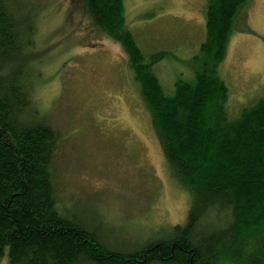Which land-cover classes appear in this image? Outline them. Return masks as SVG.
Instances as JSON below:
<instances>
[{
	"label": "trees",
	"instance_id": "1",
	"mask_svg": "<svg viewBox=\"0 0 264 264\" xmlns=\"http://www.w3.org/2000/svg\"><path fill=\"white\" fill-rule=\"evenodd\" d=\"M79 1L93 29L126 54L172 183L190 194L187 218L163 240L129 253L107 247L72 208L59 205L53 159L61 135L38 112L34 95L44 52L37 48V5L0 0V262L264 264V95L231 118L220 75L249 0H209L194 70L170 88L157 71L169 53L141 48L126 0Z\"/></svg>",
	"mask_w": 264,
	"mask_h": 264
},
{
	"label": "rangeland",
	"instance_id": "2",
	"mask_svg": "<svg viewBox=\"0 0 264 264\" xmlns=\"http://www.w3.org/2000/svg\"><path fill=\"white\" fill-rule=\"evenodd\" d=\"M33 2L36 45L44 51L37 56L35 101L61 135L53 159L59 205H68L66 212L72 208L111 249L131 253L163 240L186 221L191 198L172 183L151 116L130 83L122 46L93 29L79 0ZM208 3L125 1L127 23L141 48L169 53L157 66L165 88L194 70L206 39ZM248 3L220 66L231 118L264 95V0Z\"/></svg>",
	"mask_w": 264,
	"mask_h": 264
}]
</instances>
